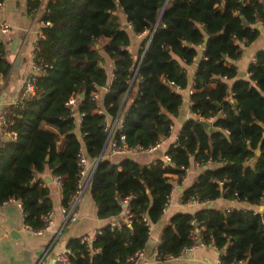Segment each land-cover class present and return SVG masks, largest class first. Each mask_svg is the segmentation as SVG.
I'll use <instances>...</instances> for the list:
<instances>
[{"label": "trees", "instance_id": "obj_1", "mask_svg": "<svg viewBox=\"0 0 264 264\" xmlns=\"http://www.w3.org/2000/svg\"><path fill=\"white\" fill-rule=\"evenodd\" d=\"M28 4L35 8L39 0ZM46 8L51 24L43 28L38 57L47 68L37 76L36 96L14 110L11 128L16 138L0 148V205L9 198L19 200L25 224L41 230L45 225L41 217L53 204L49 188L32 182L33 174L49 169L60 176L66 207L76 190L82 148L88 160L96 162L88 188L97 217L117 216L127 198L130 223L102 227L90 248L80 238L71 239L67 245L74 254L71 264H125L148 240L143 218L153 225L163 215L173 189L169 174L180 181L192 159L207 168L184 190V202L194 195L209 203L223 198L256 206L264 201V48L255 53L247 79H238L236 66L229 63L241 55L239 42L254 41L256 25L259 21L264 25L257 1L49 0ZM120 12L135 34L147 32L135 56L128 50L131 35L120 22ZM99 38L101 50L95 45ZM199 46L203 54L190 108L196 117L213 118L212 128L202 126L198 118L185 121L177 146L172 143L167 149L170 163L142 165L130 157L114 163L103 158L107 119L121 120L112 137L119 143L123 135L129 147L145 149L170 134L172 118L183 103L177 89L188 85L184 65L193 63ZM102 53L114 61L107 87ZM9 70L0 43V77ZM226 80H233L231 86ZM102 88L106 91L94 100L93 93ZM77 93H84L76 106L78 114H84L79 126L64 105ZM101 107L106 115L97 113ZM193 219L204 244L222 251V264H264V210L206 206L171 215L157 246L160 259L177 257L192 244Z\"/></svg>", "mask_w": 264, "mask_h": 264}, {"label": "crops", "instance_id": "obj_2", "mask_svg": "<svg viewBox=\"0 0 264 264\" xmlns=\"http://www.w3.org/2000/svg\"><path fill=\"white\" fill-rule=\"evenodd\" d=\"M4 4L0 7V21H5L12 26L9 33L0 32V43L3 45L6 60L10 63V70L6 77H0V116L9 115L10 108L22 95L26 78L33 73L32 69V46L38 38V30L41 29L40 15L35 18L28 0H3ZM120 22L123 27L128 26L131 35V44L128 50L135 56L141 41L147 37V32L135 34L131 26L127 23L125 15L120 12ZM125 28V27H124ZM257 38L248 43L243 40L239 42L241 55L238 59L230 61L237 70V78L247 79L249 77L248 67L254 61L255 53L264 48V25L257 24ZM102 49V39H98ZM150 39H148L147 43ZM97 46V45H96ZM98 49V48H97ZM203 46L197 49V56L190 65H184L188 85L185 89H177L183 97V103L178 114L173 117V130L171 134L160 141V145L153 151L135 152L132 154L112 153L110 141L104 147L103 158H107L114 163H119L123 158L130 157L142 165H150L157 160H164L167 149L178 136L185 121L191 118H197L191 111L190 90L193 89L195 71L199 60L202 57ZM103 63L108 75V85L113 79L114 61L105 53H102ZM231 86L233 80H226ZM214 86V85H212ZM106 90L100 89L99 95ZM135 93V89H133ZM128 96V94H127ZM134 94L127 104L130 103ZM127 98V97H126ZM126 100V99H125ZM118 120V124L120 123ZM212 128V120H204ZM117 124V125H118ZM2 125L0 123V141H2ZM199 163L191 160L185 175L180 181L177 176L169 174L172 180L173 189L170 193V205L161 219L152 225V231L149 234L144 250L145 264H218L221 250L212 245H203L192 250L183 252L177 257L159 259L157 257V246L161 240V233L164 226L168 223L171 215L178 212H193L194 210L207 207L208 204L216 209L230 210L253 209L255 211L264 210V205H249L246 202L238 200H225L219 198L211 203H199L195 206H189L183 201V192L196 180L203 168ZM40 182L47 186L50 191V198L53 204L52 224L47 231L37 232L29 228L24 222V212L19 200L14 198L3 202L0 205V264H53L56 253L67 248L68 242L73 238H81L83 235L94 236V234L106 225H111L116 221L126 219V209L114 217L100 219L96 214V205L94 204L89 186L85 189L78 200L76 207L75 220L66 222L62 213V193L61 186L56 182V175L49 169L42 173L34 172L32 182Z\"/></svg>", "mask_w": 264, "mask_h": 264}, {"label": "built area", "instance_id": "obj_3", "mask_svg": "<svg viewBox=\"0 0 264 264\" xmlns=\"http://www.w3.org/2000/svg\"><path fill=\"white\" fill-rule=\"evenodd\" d=\"M48 1L49 0H39V5L35 8H31L35 18H38L40 15L41 24H42L41 29L38 30V38L32 46L31 55H32L33 73L26 78L25 84H24V91H23L21 97L19 98V100L16 101L15 104L12 105V107L10 108V114L0 116V123L3 127L2 128L3 137H2V141H0V148L6 142H8L10 140H14L16 138L17 133L15 130H13L11 128L13 125V122H14V117L16 116L14 110L16 108L23 109L25 106V102L32 100L36 96V93H37V84H36L37 83V76L42 74L45 71V69L47 68V64L43 61L42 58L38 57V53L40 52V40L45 37V33L43 31V28H45L46 26H50V24H51L49 19L47 18V15L49 13V9L46 8V4ZM51 1L53 2L54 0H51ZM255 1H257L262 6V10L264 12V0H255ZM3 4H4V2L0 1V7H2ZM258 24H261V22L259 21ZM11 29H12V26L10 24H8L5 21H0V32L2 34L9 33L11 31ZM98 44H99V40H97L95 45H98ZM104 89L106 90V88H103V90ZM192 93H193V89L190 90V94H192ZM100 97L101 96L99 95V92L93 93L92 98L94 100H99ZM80 98H81V94H78V93L72 94L64 103L65 107H67L69 109V114H68L69 118L73 119V123L76 126L80 125L81 118L84 115L83 113L78 114V112L76 110V106H77L78 100ZM96 111L98 114L106 115L105 111L102 107L97 108ZM197 118L199 119V121H204V119L198 115H197ZM212 119L213 118H210L208 120H212ZM117 121H118V118H115L111 123L109 122L108 119L105 121L106 122V129H108V132H109V136H108L107 140H111L110 146H111L112 153L132 154L135 152H144V151L150 152V151H153L159 147L161 139L159 141H157L154 145H151L145 149L138 147V146L129 147L125 143V138L123 135L119 136V143H118V140H116L112 137L113 130L115 128L121 127V121L119 124ZM172 130H173V127L170 126V134H171ZM177 137L175 138V140L173 142L174 146H177V143H176ZM164 162L170 163V157L168 155L165 156ZM95 166H96V162H90L88 160V158L86 157V155L84 154V150L82 148H80L79 154H78V159H77L78 178H77V182H76V190L74 191V193L71 195L70 199L68 200L67 206L62 207V213L65 217L66 222L75 220V216H76L75 210H76V207L78 204V200H79L80 196L83 194V192L85 191V189L87 188L89 180L91 178V175L95 169ZM186 171H187V168H185V172ZM56 182L61 186V177L60 176L56 175ZM10 199H12V198H9L8 200H10ZM186 203L189 206H195L199 203H202L205 205L208 203V201H200L199 198L196 195H194V196L190 197L186 201ZM122 204H123V207L126 209V214H127L126 219L114 222L113 224L110 225L111 228H119L123 224H129L130 223L128 199L126 198V199L122 200ZM261 204L264 205V201H262ZM169 205H170V196L167 198V200L164 204V207L162 209L163 214L167 212ZM52 216H53L52 210H50L46 214L42 215L41 218H42L45 225L41 230H38L37 232L49 230V228L52 224ZM143 221L147 225L148 233L150 234L152 231V223H150L145 217L143 218ZM190 225H191L190 233H191V237H192L193 242L189 247L184 248L183 252H186L188 250H192L194 248L205 245L203 242V239H202L201 228L199 227L198 222L195 219H193L190 222ZM97 233H99V230L94 234V236L83 235V236H81L80 241L82 243L86 244L90 248V244H91L92 240L95 238V236L97 235ZM73 256H74L73 252L69 248H65L61 252L56 253L55 258L53 260V264H71L70 259ZM125 264H145L144 250L138 249L133 254V256H131L129 258V260ZM218 264H222L220 258H219Z\"/></svg>", "mask_w": 264, "mask_h": 264}, {"label": "water", "instance_id": "obj_4", "mask_svg": "<svg viewBox=\"0 0 264 264\" xmlns=\"http://www.w3.org/2000/svg\"><path fill=\"white\" fill-rule=\"evenodd\" d=\"M166 4H167V1L165 2V5H166ZM165 5H164V7H165ZM127 26H128L127 24L124 25L125 28H126ZM150 36H151V35H150ZM96 48L100 49L101 46H100V45H97ZM132 82H133V79L131 80L130 85H129V88H128L126 94H125L124 97H123V100H122V102H121V106H120V110H121V108H122V106H123V104H124V102H125V99H126L127 94H128V92H129V90H130V87H131V83H132ZM83 96H84V93H81V97H83ZM199 123H200L202 126H204L205 128H208L209 125H210V124H209L208 122H206V121H199ZM263 136H264V133H263ZM106 143H107V141H106ZM105 145H106V144H105ZM104 147H105V146H104ZM256 153L259 154V148L256 150ZM100 157H101V155H100ZM205 168H207V167H205ZM207 207H208V208H211V205L208 204Z\"/></svg>", "mask_w": 264, "mask_h": 264}, {"label": "rangeland", "instance_id": "obj_5", "mask_svg": "<svg viewBox=\"0 0 264 264\" xmlns=\"http://www.w3.org/2000/svg\"><path fill=\"white\" fill-rule=\"evenodd\" d=\"M23 91H24V87H23ZM23 91H22V92H23ZM133 94H134V92L132 91V93L130 94V98L132 97Z\"/></svg>", "mask_w": 264, "mask_h": 264}]
</instances>
